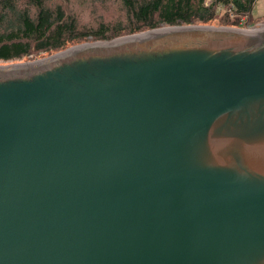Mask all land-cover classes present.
<instances>
[{"label": "water", "instance_id": "1", "mask_svg": "<svg viewBox=\"0 0 264 264\" xmlns=\"http://www.w3.org/2000/svg\"><path fill=\"white\" fill-rule=\"evenodd\" d=\"M245 29L0 64V264H264V19Z\"/></svg>", "mask_w": 264, "mask_h": 264}, {"label": "trees", "instance_id": "2", "mask_svg": "<svg viewBox=\"0 0 264 264\" xmlns=\"http://www.w3.org/2000/svg\"><path fill=\"white\" fill-rule=\"evenodd\" d=\"M49 1V0H48ZM90 1V0H88ZM120 17L79 26L66 2L0 0V61L53 52L86 40H109L163 25L221 22L235 25L250 14L255 0H115ZM220 11L222 12L219 15ZM230 15V17H229Z\"/></svg>", "mask_w": 264, "mask_h": 264}, {"label": "rangeland", "instance_id": "3", "mask_svg": "<svg viewBox=\"0 0 264 264\" xmlns=\"http://www.w3.org/2000/svg\"><path fill=\"white\" fill-rule=\"evenodd\" d=\"M47 2H66L67 6L75 9L76 11V20L79 23L80 27L83 28H93L92 24L102 20V21H110V23H113L116 19L120 17V12L119 10V4L115 0H47ZM205 2L208 4L209 0H205ZM221 11L219 15H221ZM230 17V15H229ZM219 19L220 17H216L215 19L202 23V22H194L193 24H205V25H213V26H230L234 28H250L255 26L259 21L264 19V0H255L250 14H247L246 16H243L239 19V23L232 25L227 22H229V19L226 21V23L221 22ZM123 36V35H122ZM119 37V36H118ZM93 40H86V41H81L73 44H67L64 48L60 49L63 50L67 47H70L72 45H76L79 43L83 42H89ZM57 51L53 52H39L37 54H33L31 56H26L23 57L19 60H9V61H0L2 64H7V63H15V62H29L33 60H38L44 57H47Z\"/></svg>", "mask_w": 264, "mask_h": 264}, {"label": "bare ground", "instance_id": "4", "mask_svg": "<svg viewBox=\"0 0 264 264\" xmlns=\"http://www.w3.org/2000/svg\"><path fill=\"white\" fill-rule=\"evenodd\" d=\"M196 25H202V24H198V23H196ZM232 28H234V27H232ZM245 30L256 31L255 26L250 27V28H247V29H245ZM89 42H90V41H89ZM0 64H2V63H0ZM7 64H21V62L7 63Z\"/></svg>", "mask_w": 264, "mask_h": 264}]
</instances>
